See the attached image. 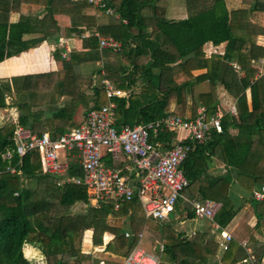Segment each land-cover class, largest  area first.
<instances>
[{"label":"trees","instance_id":"16d2710c","mask_svg":"<svg viewBox=\"0 0 264 264\" xmlns=\"http://www.w3.org/2000/svg\"><path fill=\"white\" fill-rule=\"evenodd\" d=\"M106 2L119 17H97L86 1L0 0V64L44 42L59 43L63 38L87 35L89 48L66 58L56 49L58 72L0 77V110L14 109L21 126L37 132V127L47 128L59 136L79 126L80 118L91 110L109 103L102 84L106 77L126 93L115 99L119 130L168 114L195 119L202 106L208 118L222 111V132L212 130L206 142L196 146L184 172L198 200L222 202L215 221L225 228L239 212L230 195L234 179L252 197L255 188L264 186V75H257L253 61V56H264V46L256 41L264 36V29L258 35H242L246 29L242 22L246 25L249 11H229L224 0H187L189 17L181 21L166 18L167 0ZM23 4L41 10L33 16L24 15ZM252 11L264 12L263 0H257ZM14 14L19 15L17 21L12 20ZM96 33L118 40L120 51L101 50ZM207 44L225 45L224 51L208 57ZM233 63L241 66L244 76ZM88 64L97 69L84 73ZM204 82L210 84L211 91L200 95L198 86ZM219 86L238 101L236 116L221 108ZM15 129L14 123H0V264H33L25 248L29 253L30 248L39 249L43 264H101L93 253L84 252L87 231H93L94 247L105 246L109 255L125 258L145 228L161 236L160 264H204L218 249L223 264H238L228 259L235 244H217L208 232L187 237L170 222L147 220L138 197L119 210L112 204L93 205L83 185L61 184L67 177L82 175L77 163L64 175L45 174L39 153L32 151L17 168L22 175L6 172L9 165L19 163L16 154L11 160L3 158L15 149ZM175 137L176 132L166 131L152 139L171 142ZM106 164L116 166L110 159ZM214 165L227 171L215 175L211 172ZM77 204L87 210L71 213ZM185 205L187 218L195 219L192 206ZM110 218H125L131 236L111 225ZM107 234L112 239L106 244ZM217 234L222 236V230L214 236ZM263 253L254 264H261Z\"/></svg>","mask_w":264,"mask_h":264},{"label":"built area","instance_id":"2783aa9c","mask_svg":"<svg viewBox=\"0 0 264 264\" xmlns=\"http://www.w3.org/2000/svg\"><path fill=\"white\" fill-rule=\"evenodd\" d=\"M72 1H86L106 16L119 17L106 0ZM96 36L101 50L120 51L122 44L115 38L102 37L98 33ZM68 42L61 39L58 43L57 48L62 51L63 58L78 50L77 46L74 48ZM102 84L109 103L100 109L91 110L79 126L59 136L21 126L18 120L11 121L16 125L13 136L15 149L3 158L11 160L16 154L19 163L15 167L9 165L6 172L22 175V171L17 168L22 166L23 158L32 151L39 153L45 174L64 175L71 164L78 163L82 175L67 177L63 183L73 182L86 187L93 205L100 207L102 204H112L115 210H119L124 203L138 197L147 220L169 222L171 214L177 211L183 201L192 206L197 219L208 220L216 230H222L224 238L232 240V236L215 221L223 207L222 202L192 200L184 195L190 185L184 164L196 146L206 142L212 130L222 132V114L217 113L208 118L207 110L201 108L195 119L168 114L156 121L127 125L119 130L116 125L115 99L124 97L126 93L106 77ZM230 113L236 116L237 108L233 106ZM178 130L187 131L189 138L171 142L156 140L160 133ZM153 137L156 139L153 140ZM60 152H63L62 159ZM107 159L116 166H107ZM253 197L257 201H264V186L254 191ZM126 236L130 237L131 234L127 232ZM143 237L144 233H141L137 246L123 259V264H160L159 253L142 248Z\"/></svg>","mask_w":264,"mask_h":264},{"label":"crops","instance_id":"0c3cea01","mask_svg":"<svg viewBox=\"0 0 264 264\" xmlns=\"http://www.w3.org/2000/svg\"><path fill=\"white\" fill-rule=\"evenodd\" d=\"M224 1L226 2V7L229 11H237V10L249 11L248 17H246V20H244L246 25L244 24V22H242L243 23L242 25L246 26V29H244L241 33L242 35L245 36L247 34H250L251 36L258 35L261 29H264L263 18H262L264 12L252 11L255 8V3L257 0H224ZM165 8H166V18L169 20L181 21V20H186L189 17L187 0H167L165 4ZM191 8H194V4L191 5ZM40 10L41 8L37 5L23 4L21 13L24 15L33 16L38 14ZM91 13L96 15L97 17L103 16L102 13L96 11L95 9H93ZM44 15L45 12L41 13L40 17H43ZM18 17H19L18 14H14L12 16V20L17 21ZM87 37H88L87 35H83L79 38L77 37L63 38L65 40H68L69 41L68 43H70L71 45L73 44L72 46L74 48L76 46L78 47L77 51L70 52L69 55L74 52H87L89 50ZM256 41L258 45L264 46V36H259ZM57 47H58V43L44 42L43 44H41L36 48H32L26 52H23L18 56H14L4 60L0 64V77L2 79H11L17 76L58 72L60 67L55 59L54 54L56 49L59 50L58 52L60 54L62 53V51ZM224 47L225 45H222L220 47H213L211 44H207L205 46V50L207 51L209 57L214 53H222L224 51ZM253 61L255 67L258 69L257 75L258 76L264 75V56L263 57L253 56ZM97 65L101 66V63H97ZM91 66L94 67V65ZM234 66L235 68L237 66L236 71H238V73L241 76H244L241 66L238 64H234ZM93 71L94 70L92 69L91 73ZM104 74L105 73H103V75ZM210 91H211V86L208 82H204L198 86V92L200 93V95L207 94ZM217 92L219 95L221 108L228 110L229 114H231L230 109L233 106L237 108L238 101L233 100L232 97H230V95L221 86L217 88ZM201 108L206 109V107L203 106ZM10 109L11 108L0 110V123L2 124L6 122L11 123V121L13 120H18V111L14 109H11L10 111ZM217 113H221L223 115L222 111H217L212 116H214ZM86 115L80 118V122L83 121ZM37 130H40V132L49 131L47 128H43V127H37ZM235 133L236 131H234V134ZM189 136L190 134L187 131H183V132L179 131L176 132V137L173 139V141L187 140ZM226 171H227L226 167L222 165H214L213 168L211 169V172L215 175L223 174ZM260 188L261 186L255 188L254 191L259 190ZM230 195L232 196L234 205L236 206V209H238L239 212L235 216V218L223 229L224 232L232 236V240L228 241L226 238L223 237V235L221 236L220 234L214 236V234H216L219 230H216L208 220H207L208 221L207 228L204 227L201 221H204L206 219L195 218L193 220H189L187 218L186 210L182 211L181 214L180 227H182V229H180L179 227V229L177 228V231L182 234H185L187 237H192L197 232H208L210 235L213 234V237H216L215 243L217 244L219 242H223L226 245L227 242H232V244L233 245L235 244V246H234V250L232 251L228 259L229 260L234 259V262L237 261L238 264H254V262L256 261V257L261 256L260 254L264 252V202L255 200L254 197H252V194H250L249 191L245 189L238 182L237 179H234V184L232 185ZM191 198H198V196L195 193V195H193ZM180 204L185 205L183 201H181ZM114 219H121V218H114ZM122 219L126 220L125 218ZM119 228H123V227H119ZM144 231L142 233H145ZM92 239H93V231L89 230L86 232L83 248H84V252L93 253L96 256L97 258L96 263L104 262V264H123L124 258L109 255L107 252L104 251L105 246L94 247ZM111 239L112 236L107 234L105 236L104 241L107 244ZM154 246H155L154 251H156L161 255L162 251L160 250L161 247L163 246L162 241L158 239V241H156V244ZM236 246L238 247L237 251H235ZM27 249L29 250V248ZM30 249L32 250L33 254H42L41 251L37 248H30ZM221 255L222 253L218 249L215 255L210 256L209 262H206L204 264H223L221 262ZM262 255L263 256L261 258V264H264V253Z\"/></svg>","mask_w":264,"mask_h":264},{"label":"rangeland","instance_id":"374dc122","mask_svg":"<svg viewBox=\"0 0 264 264\" xmlns=\"http://www.w3.org/2000/svg\"><path fill=\"white\" fill-rule=\"evenodd\" d=\"M262 18H263V24H264V13H263ZM92 69L95 70L97 68L92 67L91 64H89L83 68V71H84V73L90 74ZM10 111H11V109H10ZM178 131L183 132L185 130H178ZM103 151H105V150L103 149ZM60 156L62 159L63 158L62 157L63 152H60ZM24 184H26V182H24ZM61 184H64L63 181L61 182ZM192 194L195 195V191L192 188H188L184 192V195L187 196V198L192 199V200L198 199V198H191L193 196ZM185 209H186V206L184 204H179L177 211L175 213L171 214V216H170V224H172V227L176 230H177V228L179 229V227H180L181 214H182V211H184ZM86 210H87V206H85L83 204H77L71 209V213L78 214V213L84 212ZM109 221H110V224L117 226V227H123V229L125 230L126 233L129 232L131 234V231L129 230V228L127 226L126 220H124L122 218L121 219L111 218V219H109ZM201 222L203 223V226L207 228L208 221L204 220ZM180 229H182V227H180ZM144 230L143 231L145 232L144 233L145 237H144V240H143V243L141 244V246L145 250L152 252L155 249L154 245L156 244V241H158V239L161 240V236L159 233H156L152 229H148V228L146 229L145 228ZM38 253H39V251H38ZM25 254L33 264H43L42 254L29 253V250L27 248H25Z\"/></svg>","mask_w":264,"mask_h":264}]
</instances>
